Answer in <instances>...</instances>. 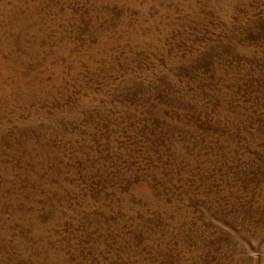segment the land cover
Here are the masks:
<instances>
[{"label":"rangeland","instance_id":"obj_1","mask_svg":"<svg viewBox=\"0 0 264 264\" xmlns=\"http://www.w3.org/2000/svg\"><path fill=\"white\" fill-rule=\"evenodd\" d=\"M0 264H264V0H0Z\"/></svg>","mask_w":264,"mask_h":264}]
</instances>
